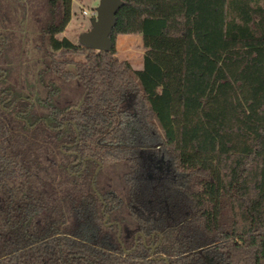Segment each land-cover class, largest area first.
Masks as SVG:
<instances>
[{
    "label": "trees",
    "instance_id": "trees-1",
    "mask_svg": "<svg viewBox=\"0 0 264 264\" xmlns=\"http://www.w3.org/2000/svg\"><path fill=\"white\" fill-rule=\"evenodd\" d=\"M71 8L0 0V264H264V0H121L108 51Z\"/></svg>",
    "mask_w": 264,
    "mask_h": 264
},
{
    "label": "rangeland",
    "instance_id": "rangeland-1",
    "mask_svg": "<svg viewBox=\"0 0 264 264\" xmlns=\"http://www.w3.org/2000/svg\"><path fill=\"white\" fill-rule=\"evenodd\" d=\"M99 0H73L72 17L64 33L58 37H66L72 43L78 44V38L81 33L88 31L91 27V20L94 18L89 12H94L98 6ZM86 12L87 14H84ZM37 16L40 14L37 13ZM34 20L27 13L22 22V29L31 36L35 34ZM116 57L120 60H128L135 69L142 68L143 48L141 37L138 35H120L115 41ZM75 60H81L79 56Z\"/></svg>",
    "mask_w": 264,
    "mask_h": 264
},
{
    "label": "water",
    "instance_id": "water-1",
    "mask_svg": "<svg viewBox=\"0 0 264 264\" xmlns=\"http://www.w3.org/2000/svg\"><path fill=\"white\" fill-rule=\"evenodd\" d=\"M121 6V0H99L96 8V17L91 20V27L88 31L81 33L78 38V43L85 48L93 49L96 51H108L112 43L110 41V34L115 26V16ZM101 164H98L95 170L91 185L94 192V180ZM99 199L100 196L97 194ZM104 209H102L103 212ZM107 217H105L104 223ZM117 239L120 241V230L118 228ZM127 252V251H125Z\"/></svg>",
    "mask_w": 264,
    "mask_h": 264
},
{
    "label": "built area",
    "instance_id": "built-area-1",
    "mask_svg": "<svg viewBox=\"0 0 264 264\" xmlns=\"http://www.w3.org/2000/svg\"><path fill=\"white\" fill-rule=\"evenodd\" d=\"M84 14H87V13L84 12ZM89 14H90L91 16H93V17H96V11H94V12H89Z\"/></svg>",
    "mask_w": 264,
    "mask_h": 264
},
{
    "label": "crops",
    "instance_id": "crops-1",
    "mask_svg": "<svg viewBox=\"0 0 264 264\" xmlns=\"http://www.w3.org/2000/svg\"><path fill=\"white\" fill-rule=\"evenodd\" d=\"M72 3H73V0H72Z\"/></svg>",
    "mask_w": 264,
    "mask_h": 264
}]
</instances>
